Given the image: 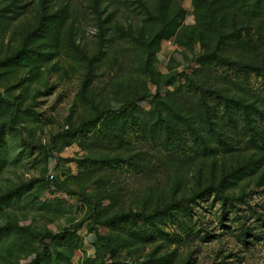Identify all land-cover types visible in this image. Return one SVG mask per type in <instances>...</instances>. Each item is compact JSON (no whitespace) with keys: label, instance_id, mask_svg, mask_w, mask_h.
Masks as SVG:
<instances>
[{"label":"rangeland","instance_id":"374dc122","mask_svg":"<svg viewBox=\"0 0 264 264\" xmlns=\"http://www.w3.org/2000/svg\"><path fill=\"white\" fill-rule=\"evenodd\" d=\"M255 2L0 0V264H264Z\"/></svg>","mask_w":264,"mask_h":264},{"label":"trees","instance_id":"16d2710c","mask_svg":"<svg viewBox=\"0 0 264 264\" xmlns=\"http://www.w3.org/2000/svg\"><path fill=\"white\" fill-rule=\"evenodd\" d=\"M166 1V0H165ZM253 10L254 14H256V18L264 17V0H256L255 3H253ZM246 69H251V70H259L261 69L259 66H256L255 64L251 65H246ZM199 197V194L194 195L191 199H189L188 202L196 199ZM156 212H152L151 215H154Z\"/></svg>","mask_w":264,"mask_h":264}]
</instances>
